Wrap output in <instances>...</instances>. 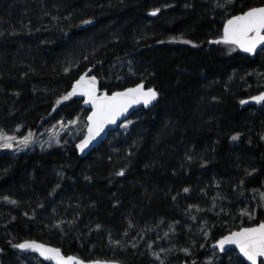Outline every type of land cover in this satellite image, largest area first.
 <instances>
[{
  "label": "trees",
  "instance_id": "1",
  "mask_svg": "<svg viewBox=\"0 0 264 264\" xmlns=\"http://www.w3.org/2000/svg\"><path fill=\"white\" fill-rule=\"evenodd\" d=\"M259 5L264 0H0L1 129L39 133L62 114L87 116L80 98L55 101L89 68L102 90L145 82L159 92L154 107L86 157L77 142L0 151V264H47L12 247L24 239L85 259L160 264L158 253L164 264H236L234 250L208 247L264 220V105L240 103L264 90V53L252 59L213 41L229 17ZM153 9L158 16H149Z\"/></svg>",
  "mask_w": 264,
  "mask_h": 264
},
{
  "label": "snow or ice",
  "instance_id": "2",
  "mask_svg": "<svg viewBox=\"0 0 264 264\" xmlns=\"http://www.w3.org/2000/svg\"><path fill=\"white\" fill-rule=\"evenodd\" d=\"M227 3L232 4L234 3V0H227ZM216 6L221 8L225 7V5L219 3H217ZM159 11L160 9H155L151 15L155 16ZM82 23L90 24L92 21L85 20ZM184 42L190 43V41ZM213 43L234 45L244 53H248L252 56L258 54V48L261 53H264V6L251 7L246 11H242L238 15L231 16V18L227 19L224 24L222 37L213 41ZM65 71H67V69ZM91 71L92 69L89 68L84 74L80 75L79 79H77L71 86V91L55 101L56 106H59L62 102L68 101L72 97L79 95L87 98L84 101L85 104L91 105V114L86 118L87 134L83 137L80 143L76 145L81 152L100 136L107 125L115 124L121 116L127 113L132 105L142 102L147 106L151 104L152 101L156 100L158 96V93L152 88L145 90L143 83L132 88H127L124 91L113 92L111 95H109L107 91L100 93L97 87V77L88 74ZM250 100L256 104L264 105V92H260L258 95L250 97ZM240 103L244 105L249 103V101L241 100ZM55 110L56 108L54 107L53 111ZM78 119L79 118L70 123H76ZM129 123H131V121H129ZM125 127H127V125H125ZM33 135L32 132H29L28 135L23 137L18 143L27 147L32 143ZM231 139L233 141L238 140L239 134L233 135ZM13 141H16L14 135H7L3 130H0V149H13ZM57 143H59V141H57ZM43 146L44 145L41 144V148H43ZM190 159L191 157H189V160ZM251 174V172L248 173V175ZM116 175L123 176L124 171L121 170L116 173ZM243 184L244 181L241 180L240 185L242 186ZM183 191L188 193L190 190L189 188H184ZM4 199L11 204H16L15 200H10L8 197H4ZM173 199H175V197H173ZM262 199H264V194H262ZM193 207H195L197 211H201L198 206H189V208ZM213 207H215V205H213ZM253 211L254 210H244L241 215H245L251 220L254 218ZM191 218L193 220L196 219L194 216ZM99 227L100 226L97 225V228ZM201 231L204 230L201 229ZM208 235L209 233L205 232V236ZM165 236H167V233H165ZM9 243H11V241H9ZM226 246H235V249H238L236 264H242L241 258H243V261L250 262V264H264V259H259L258 261V258H264V221L257 223L255 226L240 227L239 230L230 231L227 235L219 238L212 247L214 249L218 248L220 252L230 256L231 253ZM12 247L20 249L21 251L31 250L33 252H38L40 256L45 259L55 261V264H85L83 260H79L75 257L69 256L65 258L61 254L60 249L48 247L35 240H26L22 243L12 244ZM149 248H151V244H149ZM0 251L3 250L0 249ZM163 251H165V249L161 248V252ZM183 251L188 253L189 250L184 248ZM154 255L157 260H160V264H164V261L160 259L158 253H154ZM92 264H100V262L96 261L92 262Z\"/></svg>",
  "mask_w": 264,
  "mask_h": 264
},
{
  "label": "water",
  "instance_id": "3",
  "mask_svg": "<svg viewBox=\"0 0 264 264\" xmlns=\"http://www.w3.org/2000/svg\"><path fill=\"white\" fill-rule=\"evenodd\" d=\"M261 6H264V5H259V6H256V7H261ZM155 9H153V10H151L148 14H149V16H152V17H156V16H158L159 15V12L157 13V15H155V16H153V15H151V13L154 11ZM238 15V14H237ZM229 18H231V17H229ZM228 18V19H229ZM227 21V20H226ZM226 21H225V23H226ZM92 23H95V21L93 20L92 21ZM92 23H90V24H92ZM224 23V24H225ZM90 24H86L87 26L88 25H90ZM224 27V26H223ZM222 35H223V29H222ZM239 49V48H238ZM240 50V49H239ZM241 51V50H240ZM244 55H246V56H249V57H251L252 59H254L259 53H260V49L258 48L257 49V52H258V54L257 55H255V56H252V55H250V54H248V53H244L243 51H241ZM84 74V73H83ZM79 79V78H78ZM141 83H143V85H144V89L145 90H147V89H149V88H152V89H154L157 93H158V96H157V99L156 100H154V101H152V103L151 104H149V105H147V106H145L142 102L141 103H139V104H134V105H132L129 109H128V111H127V113H125L123 116H121L118 120H117V122L115 123V124H110V125H107L106 126V128L104 129V131L100 134V136H98L83 152H81L79 149H78V151H79V154H80V156H82V157H86V156H88L89 154H91L95 149H97L106 139H107V137L109 136V134L111 133V132H113V131H116V130H118L120 127H121V125H122V123H124L125 121H127V120H129L130 118H131V116L134 114V113H136L137 111H139V110H141V109H143V108H146V109H150V108H152V107H154L156 104H157V102H158V100H159V92H158V90L156 89V88H154V87H148L147 85H146V83L145 82H140V83H138V84H141ZM138 84H136V85H138ZM135 85V86H136ZM135 86H132V87H135ZM97 87H98V89H99V92L100 93H103L104 91H102V89L100 88V85H99V83H97ZM132 87H127V88H132ZM127 88H123V89H118V90H116V91H124L125 89H127ZM116 91H113V92H116ZM108 92V91H107ZM113 92H108V94L109 95H111ZM260 92H264V90H261ZM260 92H258V93H256V94H253V95H250V96H248V97H246V98H244L243 100H248L249 101V103H247V104H244V105H242L244 108L245 107H251V106H254V107H261V106H263L262 104H256V103H254V102H252L251 100H250V97H252V96H255V95H258ZM74 97H76V98H80V99H82L83 100V105H84V107L85 108H87V109H89V112H88V115H90L91 114V111H92V107H91V105L90 104H85L84 103V101L87 99L86 97H83V96H79V95H77V96H74ZM87 115V116H88ZM86 134H87V128H86ZM85 134V135H86ZM264 221V220H263ZM256 224H254V225H248V226H242V227H251V226H255ZM235 230H239V228H237V229H234V230H232V231H235ZM229 233V232H228ZM228 233H226L225 235H227ZM224 236V235H223ZM222 237V236H221ZM221 237H219V238H221ZM218 238V239H219ZM218 239H216L215 241H213L210 245H209V247H208V250L210 251V252H214V251H217V252H219V253H222V252H220L219 251V249L218 248H213L212 246L216 243V241L218 240ZM26 240H35V241H37L38 243H41V244H44V245H46V246H48V247H52V248H58V249H60V251H61V254L66 258V257H69V256H71V257H75V258H77V259H79V260H83L84 262H85V264H92V262H96V261H99L100 262V264H130V263H126V262H123V261H120V260H117V259H85V258H83V257H81V256H79V255H77V254H66L63 250H62V248L61 247H59V246H57V245H54V244H50V243H47V242H44V241H41V240H37V239H24V240H22V241H20V242H18V243H22V242H24V241H26ZM14 244H17V243H14ZM226 247H228V249H229V251H231V250H234L235 249V246H226ZM14 248V247H13ZM14 249H16V250H18L19 252H21V253H24V254H34V255H37L41 260H43L45 263H47V264H55V261H53V260H48V259H45L44 257H42V256H40V254L38 253V252H33V251H31V250H29V251H21L20 249H17V248H14ZM234 251H237L238 252V249H235ZM243 259V258H242ZM259 259H264V258H258V261H259ZM189 260L188 259H186V260H184L181 264H189ZM246 264H250V262H247V261H244Z\"/></svg>",
  "mask_w": 264,
  "mask_h": 264
},
{
  "label": "rangeland",
  "instance_id": "4",
  "mask_svg": "<svg viewBox=\"0 0 264 264\" xmlns=\"http://www.w3.org/2000/svg\"><path fill=\"white\" fill-rule=\"evenodd\" d=\"M97 81L99 82L98 78ZM107 91V90H102ZM76 123H70L71 121L77 120ZM87 116H81L77 115L76 117L72 119H68L65 115H60L56 120H54L49 126H47L43 131L39 133L32 132L34 135L32 137V143H30L27 147H24L18 143L23 137L27 136L29 132L25 134H20V128H18L15 132H8L6 130H3L0 128V130H3L7 135H14L16 137V141H13V149H0V151H10L11 154H20L24 152H28L30 150H33L35 148H38L42 151L50 150L56 147L64 146L70 142H77V144L80 143L82 138L86 134V124H87ZM131 119L125 121L122 123L121 128H125V125L127 127L131 124L129 123ZM59 141V143H57ZM41 144H43V148H41ZM51 145V146H49ZM262 194H264V191L259 193V196L262 198ZM264 202V199H262ZM235 253L238 255V252L235 251ZM215 254H211L207 261L212 262L214 261ZM243 260V259H242Z\"/></svg>",
  "mask_w": 264,
  "mask_h": 264
},
{
  "label": "bare ground",
  "instance_id": "5",
  "mask_svg": "<svg viewBox=\"0 0 264 264\" xmlns=\"http://www.w3.org/2000/svg\"><path fill=\"white\" fill-rule=\"evenodd\" d=\"M140 111V110H139ZM83 139V138H82Z\"/></svg>",
  "mask_w": 264,
  "mask_h": 264
}]
</instances>
